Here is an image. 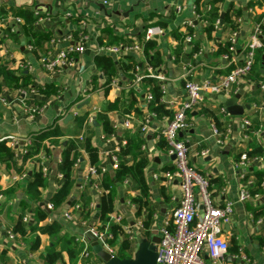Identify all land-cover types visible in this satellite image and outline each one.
I'll return each mask as SVG.
<instances>
[{"label":"crops","instance_id":"obj_1","mask_svg":"<svg viewBox=\"0 0 264 264\" xmlns=\"http://www.w3.org/2000/svg\"><path fill=\"white\" fill-rule=\"evenodd\" d=\"M98 3H102L105 9L100 8ZM207 3L208 0H0V65L15 73L24 71L29 75L32 85L28 91L16 90L5 86L3 78L0 77V142H5L16 156L13 161L0 160V189L10 190L0 199V264H42L41 254L51 245L50 237L38 232H35V235L39 236V244L34 249L29 246L34 236L32 234L24 238L17 234L14 239L7 236L22 208L20 201L26 199L25 185L31 179L32 163L28 158H23L30 149L25 139L31 140L40 130L47 127L57 126L63 135L57 138V145L50 146L49 154L46 155L44 148H41L37 155L46 168L41 203L44 206L62 183L63 178L58 176L57 165L61 145L65 144V140H81L84 134L92 133L91 143L98 150V165L103 169V173L111 177L114 163L120 158L126 163L131 161L128 156H116V152L126 142V134L136 129L141 131V125L147 119V130L141 131V149L148 159L144 169L149 186L147 208L153 211L149 234L146 235L144 228L138 225L148 217V211L143 208L139 216L135 215V204L130 199L138 195V190L133 188L129 178L116 184L114 208L109 217L122 216L125 232L133 237L125 250L131 256L139 241L158 234L159 225L175 205L179 194L177 178L172 177L169 180L164 175L165 171L173 170V165L167 149L161 150L158 147L161 138L159 132L168 123L176 105L185 99V80L213 79L230 70L231 63L223 58V54L214 53L217 44L226 41L232 30H237L238 46H242L253 31L257 22L256 16H264V0H218L215 5L223 15L207 36L204 31L205 24L200 16L198 17V14L206 15ZM22 10H31L34 13L39 11L46 16L44 20L35 23L36 29L50 36L41 49H27L28 43L21 27ZM226 11L230 18L233 17L235 29L231 28L230 21L224 19ZM236 11L240 12L239 17L233 16ZM15 17L21 18L20 24L15 23ZM151 24H163L164 29L163 35L153 38L159 51L160 63L152 69L154 73L162 76V79H158L162 87L161 100L171 113L161 117H156L145 106L148 102L146 93L152 84L147 80L136 83L134 79L132 82L130 80L134 77V66L140 69L150 66L142 52V32ZM80 31L88 38L85 50L75 56L70 67L53 73L40 67L37 51H55L73 43L67 36L76 37ZM174 33L183 38V47L177 55L174 53L177 45ZM113 36L119 37L118 41H114ZM135 41L140 44L138 51L112 53L102 50L104 46L132 44ZM194 46L198 47L195 51ZM100 54L110 56L114 62L116 74L109 84H106V77L94 63V57ZM125 55L130 61L126 62ZM241 59L238 57V61ZM25 62L29 63L30 68L19 66ZM128 63L133 66L132 69H125ZM131 85L135 87L131 106L124 107L119 104L107 113L113 131L105 136L101 123L95 118L96 112L105 103L113 102L120 94L127 102ZM44 88L56 92L44 93L41 91ZM239 89L243 91L238 100L243 106L242 114H228L218 99L221 94L207 95L202 103L190 111L187 127L180 131L179 136L189 141L190 163L208 177L213 198L216 201L231 200L234 203V213L231 221L223 226V235L229 247L235 242L237 252L228 249L226 264H264V246L259 243V238L264 236V216L255 222L250 217L251 210L264 203V194L260 198L252 197L243 202L238 201V192L244 186V179L240 175L242 169L234 159L235 154L247 148L251 142L261 141L264 144V135L247 131L249 125H260L264 121V111L258 109V104L262 102L256 103L248 99L254 96L255 92L262 90L255 87L254 81L242 77L234 84L233 91L228 96L234 95ZM245 104L249 107L245 108ZM202 105H211L217 109L218 123L224 128V131L218 130L220 137L212 133L215 126L211 120L199 112ZM25 106H36L40 112L30 119L23 112ZM93 107L97 110L94 111ZM85 112H88L91 120L88 124L79 125L78 118ZM126 118L130 120L129 127L123 126ZM42 144L47 146L48 138L43 140ZM204 149L207 154L200 155V151ZM79 151L80 161L72 170L75 183L71 197L77 199L75 205L79 206L89 200L91 215L86 223H94L98 214L99 195L84 179L89 165L88 156L82 149ZM263 164L262 158L257 161L248 160L245 173L247 169H262ZM21 172H25V178L13 179L14 175ZM247 179L251 182L253 178L250 176ZM66 210L70 211L72 219L63 217ZM49 211L48 217L40 221L39 226L56 219L61 225L59 235L67 234L75 238L83 236L85 227L74 206L66 204L57 210ZM27 213L28 221L30 214ZM119 241L120 239L113 245L115 252ZM66 258L63 252V260L66 261ZM76 264L83 262L78 260Z\"/></svg>","mask_w":264,"mask_h":264},{"label":"trees","instance_id":"obj_2","mask_svg":"<svg viewBox=\"0 0 264 264\" xmlns=\"http://www.w3.org/2000/svg\"><path fill=\"white\" fill-rule=\"evenodd\" d=\"M218 0H208L209 9L205 16H201L200 19L207 22L204 26V31L207 36L211 34L214 30L216 21L220 20L221 11L219 7L215 4ZM39 13H34L31 10H22L20 16L23 19L21 27L23 34L26 38L28 44H31L36 49H41L44 42H47L50 39L48 34L42 33L39 29L35 28V23L37 21ZM240 12H234V17H239ZM261 15L256 16V20L261 19ZM224 19L231 22V28H236V23H233V17L230 18L228 12L224 13ZM163 26V24H161ZM264 31V27L262 26ZM264 35V34H263ZM174 37L177 39V45L174 49V53L177 55L180 49L183 47V38L180 35L174 33ZM264 37V36H263ZM114 41H118L119 37L113 36ZM230 42L227 39L223 43H218L215 54H228ZM198 47L194 46L193 50H197ZM142 52L146 59L148 60V65L152 68L159 66L160 57L159 51L155 46V40H144L142 42ZM126 62L130 61L127 55L124 56ZM94 63L98 67L104 76L106 77V84L114 79L116 74V69L114 67V62L111 57L108 55H96L94 57ZM133 66L128 63L125 65L126 68H131ZM124 69L122 63V70ZM0 77L3 78V84L7 87L16 90L28 91L32 87L29 75L24 71L15 73L12 70H9L4 65H0ZM245 78L250 81L255 82V87L259 89L260 81L264 80V49H259L255 52L252 66L245 76ZM134 77L130 78L131 82ZM142 80H147L152 84L150 87V99L146 103V109L149 112H153L156 117H161L163 115H170V111L165 108L164 103L161 100L162 88L159 80L153 76H147L142 78ZM1 85V84H0ZM135 87L131 85L129 87L128 93L129 98L126 102L121 94L116 97L113 102L105 103L102 108L96 112L95 118L101 123L102 130L105 136H108L112 133V122L109 120L107 113L111 110H114L119 104L124 107L131 106L130 101L133 97ZM44 93H53L55 90H46L42 89ZM253 100L256 103L264 102V92H255V95L248 98ZM126 110V109H125ZM217 109L213 108L211 105H202L199 108V112L204 116L209 118L214 124L217 130L224 131V128L220 127V124L217 120ZM88 112H85L78 118L79 125L84 123L88 124ZM259 128V124L254 126L249 125L247 131H256ZM62 131L57 127H47L40 130L35 136L31 138L30 149L25 153L24 159L31 161V179L26 183L24 192L26 199L20 201L22 206L18 218L14 225L11 228V231L15 234H18L21 238L32 234L34 235L30 241V248H37L39 244V236L35 235V232L41 234H47L50 237L51 245L41 254V263L42 264H76L78 260H81L83 264H94L97 260V257L89 250L84 256L81 254L83 249V244L76 240L72 235H59L61 225L56 220H51L50 223L39 226V222L44 220L49 215V210L46 206L42 205V190L45 187V178L43 173V161L37 157L41 148H44L45 154L50 153V146L57 145L59 143L58 137L62 136ZM92 133L84 134L81 137V140L78 139H67L65 144H62L61 151L59 154V162L57 165V171L62 175L61 185L53 192L49 198V202L52 205V210H57L64 205L75 206L77 199L72 198V188L75 183V179L72 175V170L74 163L77 159H80L81 154L79 149H82L87 153L88 163L96 168L100 172V167L98 165V150L91 143ZM48 138L47 146H43L42 141ZM143 143V136L140 129H136L126 134V142L122 145L116 156L119 157V154L129 157L131 160L129 163L124 162L121 158L116 163V166L113 171V176H109L107 173H101L100 177L94 178L90 177L87 183H93L97 186L94 188L96 193L99 195L98 199V214L95 221V227L98 232L110 233L111 238L107 239V244L113 246L115 242L120 239L118 248L116 250V255L120 258H130L131 255L126 253V249L129 247L128 235L123 229L125 224L124 220L121 219L119 223H113L110 221L109 214L113 211L114 202H115V186L117 183L124 182L127 178L131 180L133 188L138 190V195L131 198V202L135 204V215L139 216L143 208H147V196L149 191V186L146 181L144 169L148 162V159L141 149V144ZM158 147L161 150H166L167 145L163 138H160L158 141ZM242 153H245L248 160L257 161L262 158L264 163V144L261 141L251 142L247 148L239 150L235 156V161L240 160ZM14 151L8 147L5 142H0V160L2 161H13L15 159ZM21 171V170H20ZM201 173V172H200ZM202 174V173H201ZM245 178L252 176L251 182L249 183V191L251 194L260 193L263 194L261 188V183L264 179V164L262 169H251L246 170ZM102 189L103 191H99ZM10 190L0 189V194L6 195ZM106 191V192H105ZM31 205L34 207L32 208ZM79 213V217L83 221H88L90 218L91 212L89 207V200L84 201L80 204L79 208H76ZM148 217L142 222L144 232L148 235V228L151 222V216L153 211L147 208ZM29 212L30 219L28 221H23L26 213ZM28 214V213H27ZM252 220L255 222L259 217L264 216V203L257 205L251 210ZM260 245L264 246V236L259 238ZM229 250L237 252V245L232 243V246L228 247ZM63 252L66 254V261L63 260Z\"/></svg>","mask_w":264,"mask_h":264},{"label":"built area","instance_id":"obj_3","mask_svg":"<svg viewBox=\"0 0 264 264\" xmlns=\"http://www.w3.org/2000/svg\"><path fill=\"white\" fill-rule=\"evenodd\" d=\"M209 7V3H207L206 11ZM36 13H39L37 21L45 19L46 16L42 15L39 11H36ZM199 16H205V14H198ZM14 20L17 24L21 23L20 17H15ZM202 22L205 25L207 24L204 20ZM217 23L218 21H216ZM262 26H264V16L254 24L252 33L242 46H238V31L232 30L228 38L230 42V55L223 54V58L231 63L230 70L226 74L219 75L213 79L207 78L201 81L185 80L183 84L185 99L176 105L168 123L159 132V136L163 138L167 145V154L174 156L172 159L173 170L165 171L164 175L169 180L172 177L177 178L179 194L175 200V205L165 215L164 220L157 229L159 235V242L156 246L157 264H226L229 243L223 235V226L231 221L234 213V203L231 200L216 201L213 198L208 177L201 174L190 163L188 156L190 143L187 139L180 137L179 133L187 127L190 111L202 103L207 95L221 94L228 96L233 91V86L237 83L238 79L247 75L252 66L255 52L259 49H264V31L262 30ZM163 34L164 29L161 25L151 24L143 29L142 39L150 40ZM73 37L71 35L67 36V39L73 43L67 44L55 51H37V60L40 67L52 73L70 67L74 63L75 56L84 52L85 43L88 39L83 31H80L76 37ZM27 49L32 51L34 47L28 44ZM139 49L140 44L138 41H135L132 44L119 43L104 46L102 50L112 53H122V51H138ZM238 57L242 58L241 61H238ZM19 66L30 68L28 62L22 63ZM134 70L135 83L140 82L142 78L147 76L162 79V76L154 73L150 66H146L144 69L134 66ZM259 88L264 91V82L259 83ZM146 99H150V91L146 93ZM258 109L264 111V102L258 104ZM93 110L96 111L97 108L93 107ZM23 112L28 118L33 119L40 112V109L36 106H25ZM90 120L91 116L89 115L88 121ZM129 125L130 120L126 118L123 121V126L129 127ZM147 125L148 120L145 119L141 125V131L147 130ZM212 133L215 136H221V133L215 127L212 128ZM256 134L264 135V121L259 125ZM25 142L30 147L31 140L27 138ZM205 154H207L206 149L200 151V155ZM79 161L77 159L74 165L79 163ZM237 163L242 169L240 171L241 178L244 179V186L238 192V201L243 202L252 197L260 198L262 194H251L249 191L250 180H246L244 176L246 163H248L245 153L241 154L240 160ZM114 166H116V163H114ZM43 173H46L45 167H43ZM101 173H103V169H100V172H98L94 166L88 165L84 179L88 181L90 177L98 178ZM58 176L62 178L61 174H58ZM25 177V172H21L19 175H14L13 179ZM89 184L97 188L95 184ZM261 188L264 194V179L261 183ZM99 191L103 190L99 189ZM1 198L2 194H0ZM46 208L48 210L52 209L50 202L46 204ZM74 208L76 210V208H79V205H75ZM63 217L66 219L73 218L70 211L67 210L63 212ZM250 217L252 219V214ZM27 219L25 215L23 221H27ZM121 219V215H115L110 218V221L119 223ZM81 223L84 225V229H88L98 238L99 243L104 249L115 254L114 247L107 244V239L112 237L110 233L98 232L95 222L86 223V221L81 220ZM138 225L143 227L142 222H139ZM7 236L10 239H14L17 234L9 230ZM132 238V235L129 234L128 240H132ZM76 240L83 244L81 254L84 256L90 250L85 232L82 237L76 238ZM240 257L245 258L244 256ZM94 264L103 263L97 258Z\"/></svg>","mask_w":264,"mask_h":264},{"label":"water","instance_id":"obj_4","mask_svg":"<svg viewBox=\"0 0 264 264\" xmlns=\"http://www.w3.org/2000/svg\"><path fill=\"white\" fill-rule=\"evenodd\" d=\"M98 6L105 9L102 3H98ZM107 15V14H106ZM223 14L220 16L222 17ZM243 91L238 90L232 96L219 95L218 99L222 103L224 110L230 115H240L243 112V106L238 103V100ZM245 108L249 105L245 104ZM173 159L174 156H171ZM98 206V205H97ZM85 236L88 239L91 252L103 263V264H157L156 258V246L159 242V235L153 234L150 237L144 238L138 242L137 248L130 258H120L116 254H112L102 247L98 238L93 235L88 229H84Z\"/></svg>","mask_w":264,"mask_h":264}]
</instances>
